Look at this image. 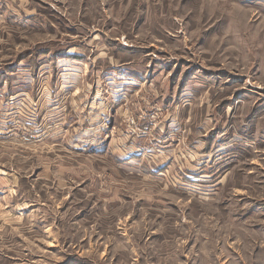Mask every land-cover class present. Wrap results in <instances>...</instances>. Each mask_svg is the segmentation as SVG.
Wrapping results in <instances>:
<instances>
[{
  "label": "rangeland",
  "instance_id": "374dc122",
  "mask_svg": "<svg viewBox=\"0 0 264 264\" xmlns=\"http://www.w3.org/2000/svg\"><path fill=\"white\" fill-rule=\"evenodd\" d=\"M0 264H264V0H0Z\"/></svg>",
  "mask_w": 264,
  "mask_h": 264
}]
</instances>
